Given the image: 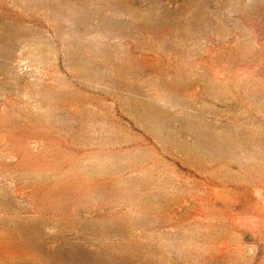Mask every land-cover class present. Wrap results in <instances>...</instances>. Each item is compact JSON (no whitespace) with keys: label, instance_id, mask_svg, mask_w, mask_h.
Segmentation results:
<instances>
[{"label":"rangeland","instance_id":"obj_1","mask_svg":"<svg viewBox=\"0 0 264 264\" xmlns=\"http://www.w3.org/2000/svg\"><path fill=\"white\" fill-rule=\"evenodd\" d=\"M0 264H264V0H0Z\"/></svg>","mask_w":264,"mask_h":264}]
</instances>
